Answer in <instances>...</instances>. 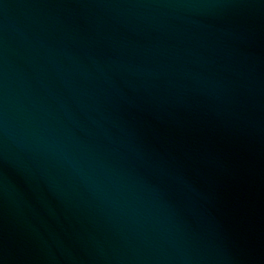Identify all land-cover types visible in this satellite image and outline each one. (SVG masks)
Here are the masks:
<instances>
[{
  "label": "water",
  "instance_id": "95a60500",
  "mask_svg": "<svg viewBox=\"0 0 264 264\" xmlns=\"http://www.w3.org/2000/svg\"><path fill=\"white\" fill-rule=\"evenodd\" d=\"M0 264H264V185L145 0H0Z\"/></svg>",
  "mask_w": 264,
  "mask_h": 264
}]
</instances>
